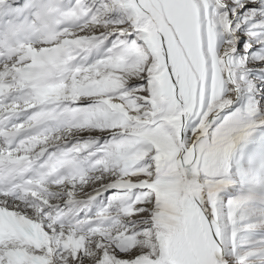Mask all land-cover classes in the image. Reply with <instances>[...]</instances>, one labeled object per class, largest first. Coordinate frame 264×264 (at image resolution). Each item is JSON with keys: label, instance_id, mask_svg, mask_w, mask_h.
Masks as SVG:
<instances>
[{"label": "snow or ice", "instance_id": "6c2138e0", "mask_svg": "<svg viewBox=\"0 0 264 264\" xmlns=\"http://www.w3.org/2000/svg\"><path fill=\"white\" fill-rule=\"evenodd\" d=\"M0 264H264V0H0Z\"/></svg>", "mask_w": 264, "mask_h": 264}]
</instances>
